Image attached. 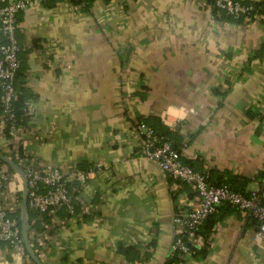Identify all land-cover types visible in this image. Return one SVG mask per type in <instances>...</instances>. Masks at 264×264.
<instances>
[{"label": "crops", "instance_id": "obj_1", "mask_svg": "<svg viewBox=\"0 0 264 264\" xmlns=\"http://www.w3.org/2000/svg\"><path fill=\"white\" fill-rule=\"evenodd\" d=\"M213 9L211 0H49L18 13L20 84L33 113L14 136L0 123V152L20 166H104L71 180L73 215L27 214L31 250L23 237L0 242V264H166L180 231L174 216L197 193L142 154L140 119L159 118L181 159L215 183L259 186L264 11L233 19ZM1 167L0 199L20 218L23 178ZM255 224L222 204L176 264H264Z\"/></svg>", "mask_w": 264, "mask_h": 264}, {"label": "built area", "instance_id": "obj_2", "mask_svg": "<svg viewBox=\"0 0 264 264\" xmlns=\"http://www.w3.org/2000/svg\"><path fill=\"white\" fill-rule=\"evenodd\" d=\"M49 0H0V123L6 136L16 135L22 119L32 115L29 101L24 102L22 111L17 113L14 102L17 98L15 82L21 65L20 44L17 37L18 13L32 3ZM84 6L85 0H65ZM216 8L214 15H226L233 19L250 17L264 11V0H211ZM140 151L148 159L158 163L163 171L174 179L193 186L197 200L185 213L174 216L180 231L170 247L169 257H181L190 250V241L198 234L205 219L218 211L222 204H229L243 210L256 221L253 238L264 243V176L259 178V186L250 190L236 189L228 182L215 183L210 175L181 159L180 151L171 140H158L151 128ZM0 190L9 179V173L1 167ZM104 162L99 158L88 168L72 167L65 171L57 164L28 160L21 162L27 178V208L36 215L65 209L75 213L76 200L71 188V180L84 183L91 174L102 170ZM22 240L21 225L9 206L0 199V242L17 243ZM169 264H176L171 261Z\"/></svg>", "mask_w": 264, "mask_h": 264}, {"label": "trees", "instance_id": "obj_3", "mask_svg": "<svg viewBox=\"0 0 264 264\" xmlns=\"http://www.w3.org/2000/svg\"><path fill=\"white\" fill-rule=\"evenodd\" d=\"M86 5H87V0H85L84 6H86ZM213 8H214L213 9V12L216 13V8L215 7H213ZM19 72H20V68H19V70L17 72V79H16V82H15V87L17 89V98H16V100L14 102V106H15V109H16V112L17 113H19V112L22 111V107L24 106V102H25V95H24V92H23L24 87L20 84V74H19ZM23 120L24 119L21 120L22 123H23ZM263 122H264V114H263ZM138 124H147L148 127L151 128L153 134L156 135V137L158 138V140L162 141V140L166 139L165 136L167 135V130L164 128V126L162 125L161 120L159 118H154L152 123H145V121L143 119H140V120H138ZM172 145L175 148L178 149L176 143L172 142ZM11 158L13 159V161L16 162V159L14 158V156H11ZM262 176H264V175H262ZM233 187L236 188V189H242V188H239V187H236V186H233ZM27 214L30 216V215H34L35 213H33L30 209L27 208ZM210 215H212V214H210ZM17 217H18V215H17ZM18 221H19V225H20L21 224V221H20V218L19 217H18ZM201 227L199 229V232L201 231ZM4 243L11 244L10 242H4ZM178 259L179 258H177L176 256L168 257V260H167L166 264H169L171 261L178 262Z\"/></svg>", "mask_w": 264, "mask_h": 264}, {"label": "water", "instance_id": "obj_4", "mask_svg": "<svg viewBox=\"0 0 264 264\" xmlns=\"http://www.w3.org/2000/svg\"><path fill=\"white\" fill-rule=\"evenodd\" d=\"M0 159L3 160L4 162H7L9 165H11L13 168H15V170H17L23 178L24 187H23V195H22V203H21V217H20V219H21V234H22V237L24 238V240L27 244L28 249L31 250L29 248V245L27 243V238H26L27 178H26L25 172L23 171V169L21 168V166L18 163H16L11 158H9L8 156L4 155L1 152H0Z\"/></svg>", "mask_w": 264, "mask_h": 264}]
</instances>
